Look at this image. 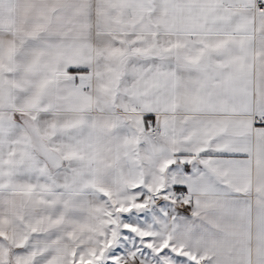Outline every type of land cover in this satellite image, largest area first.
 Returning a JSON list of instances; mask_svg holds the SVG:
<instances>
[{
	"label": "snow or ice",
	"instance_id": "snow-or-ice-1",
	"mask_svg": "<svg viewBox=\"0 0 264 264\" xmlns=\"http://www.w3.org/2000/svg\"><path fill=\"white\" fill-rule=\"evenodd\" d=\"M0 264H264V0H0Z\"/></svg>",
	"mask_w": 264,
	"mask_h": 264
}]
</instances>
